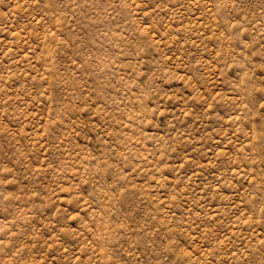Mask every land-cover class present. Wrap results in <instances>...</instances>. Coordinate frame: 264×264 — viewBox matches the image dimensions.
<instances>
[{
	"label": "rangeland",
	"instance_id": "374dc122",
	"mask_svg": "<svg viewBox=\"0 0 264 264\" xmlns=\"http://www.w3.org/2000/svg\"><path fill=\"white\" fill-rule=\"evenodd\" d=\"M0 264H264V0H0Z\"/></svg>",
	"mask_w": 264,
	"mask_h": 264
}]
</instances>
